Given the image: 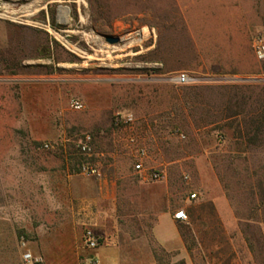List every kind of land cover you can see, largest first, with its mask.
<instances>
[{
    "label": "rangeland",
    "instance_id": "1",
    "mask_svg": "<svg viewBox=\"0 0 264 264\" xmlns=\"http://www.w3.org/2000/svg\"><path fill=\"white\" fill-rule=\"evenodd\" d=\"M191 1L0 0V264H84L89 226L100 247L145 234L160 264H179L185 258L155 240V216L142 217L168 205L188 214L176 225L195 264H264V11H240L245 28L226 34L217 0L209 11L200 9L206 0ZM179 72L193 81H172ZM73 98L84 107L72 108ZM117 112L133 113L134 127L115 125ZM253 119L250 141L240 130ZM86 133L102 178L80 170ZM131 133L165 179L136 172ZM114 162L121 171L109 169ZM124 175L136 185L119 183ZM110 176L112 217L99 196ZM83 197L99 198L98 219H74Z\"/></svg>",
    "mask_w": 264,
    "mask_h": 264
},
{
    "label": "crops",
    "instance_id": "2",
    "mask_svg": "<svg viewBox=\"0 0 264 264\" xmlns=\"http://www.w3.org/2000/svg\"><path fill=\"white\" fill-rule=\"evenodd\" d=\"M207 1L208 0H206L205 4L202 2L200 7L201 10H212V4L210 5ZM187 2L192 5L191 0H187ZM214 7L216 8V11H221V13L217 15V18H220L222 20L223 28L225 29V32L227 34L230 30L232 31L233 28H245L243 24H240V19L242 18L240 11L255 12L257 9L264 11V0H217ZM186 9L194 8L190 6L189 8L185 7V10ZM247 21L248 35L250 28L254 26V24H250L249 19H247ZM230 35L231 36H229L228 39L230 42H244V39L240 36L235 37L232 34ZM206 162V165H211L210 161L206 160ZM197 164L199 165V168H201V166L203 165V161L197 158ZM109 169L111 171H121L119 164L115 162L109 166ZM63 171L65 172L66 170L63 169ZM75 177L76 176L72 174L69 169H67V176L65 177V180H68L69 183H71L73 182V180H75ZM134 179L135 178L131 175H124L122 176L121 181L119 180V183L124 184L131 181L136 185V181H134ZM117 182V179H113L112 176H110V178L106 177L99 182V196L110 201L111 209L107 211V215H110L111 217L113 216V210L116 207V190L118 187ZM215 201L217 202V199ZM98 203V197L93 199H88L85 197L76 198V212H73L74 219L76 214L78 215V223H81L83 219H90L91 221L98 219ZM74 208L75 206H73V209ZM153 215L155 216L156 222L152 228V233L161 249L168 253H176L178 255H181L185 258V264H195L191 259V256L187 254L186 244L176 225V221L179 220L175 219L174 214L171 213L169 205L157 211H154L152 209L146 210L143 212L142 217L147 216L151 218ZM141 236L142 242L140 243H124L121 241L107 242L103 247H100L98 249L100 264H160L155 254L153 244L149 242L145 234ZM109 239V237H106V241H109ZM78 249L80 252V248ZM83 255H85V253Z\"/></svg>",
    "mask_w": 264,
    "mask_h": 264
},
{
    "label": "built area",
    "instance_id": "3",
    "mask_svg": "<svg viewBox=\"0 0 264 264\" xmlns=\"http://www.w3.org/2000/svg\"><path fill=\"white\" fill-rule=\"evenodd\" d=\"M261 52V51H259ZM171 81V77L169 78ZM172 81L179 84H188L193 81L191 76L187 72H179ZM71 107L80 110L84 107L83 102L78 98H73L71 100ZM137 118L133 113L123 114L117 112L114 116V123L117 126L126 125L131 128L134 127ZM184 137V135H183ZM94 135L91 133H86L77 143V153L81 156H84V161L80 164V170L83 174H88L97 178H102L103 172L99 165L95 162L93 158V145H94ZM126 144L129 148L132 149L134 153V168L137 173H139L144 179H150L155 181H161L166 177V171L164 169H156L147 166L146 161L149 158V148L148 146L141 141L140 137L136 134H129L126 138ZM44 148H53L54 145L51 143H44ZM76 153V154H77ZM69 155H73L72 152H69ZM188 178V176H185ZM196 192L190 194V198L197 197ZM175 219L185 222L188 220V214L184 209H178L174 213ZM101 235L93 227H87L84 235L83 241L85 247L88 249V254L85 256L84 264H100V257L98 254V249L101 246ZM27 257L31 258L32 255L28 254ZM35 262L37 264H42V260L36 258Z\"/></svg>",
    "mask_w": 264,
    "mask_h": 264
},
{
    "label": "trees",
    "instance_id": "4",
    "mask_svg": "<svg viewBox=\"0 0 264 264\" xmlns=\"http://www.w3.org/2000/svg\"><path fill=\"white\" fill-rule=\"evenodd\" d=\"M239 86V84H233V83H229V84H226V87H232V88H237ZM167 117L170 119L171 118V112H168V115H167ZM224 118L225 119H231V118H234V116H231V115H228V116H224ZM153 121H155V119H153ZM214 122H216V121H214ZM214 122H212V123H214ZM257 122V120H251V122L249 121L248 123H249V125L248 126H246V128H247V130H244L245 131V133L244 132H242L241 130H240V135H241V137H245L246 136V138L248 139V140H252V134H250V133H252V131L253 130H255V128L253 127L254 126V124ZM154 123V122H153ZM251 126V127H250ZM258 129V128H257ZM256 129V130H257ZM92 159H94V158H92ZM192 212V211H191ZM179 222H182V221H179ZM155 254H156V256L158 257V255H157V253H156V251H155ZM179 264H185V260H182V261H180L179 262Z\"/></svg>",
    "mask_w": 264,
    "mask_h": 264
},
{
    "label": "water",
    "instance_id": "5",
    "mask_svg": "<svg viewBox=\"0 0 264 264\" xmlns=\"http://www.w3.org/2000/svg\"><path fill=\"white\" fill-rule=\"evenodd\" d=\"M106 40L110 43H118L120 42L121 38L119 36H111V35H108L106 36Z\"/></svg>",
    "mask_w": 264,
    "mask_h": 264
},
{
    "label": "bare ground",
    "instance_id": "6",
    "mask_svg": "<svg viewBox=\"0 0 264 264\" xmlns=\"http://www.w3.org/2000/svg\"><path fill=\"white\" fill-rule=\"evenodd\" d=\"M65 18H66V17H65ZM65 18L63 17V14H61V19H65ZM68 20H69V19H68ZM144 34H145V33H144ZM144 34H143V35H144ZM69 44H70V43H69Z\"/></svg>",
    "mask_w": 264,
    "mask_h": 264
},
{
    "label": "flooded vegetation",
    "instance_id": "7",
    "mask_svg": "<svg viewBox=\"0 0 264 264\" xmlns=\"http://www.w3.org/2000/svg\"><path fill=\"white\" fill-rule=\"evenodd\" d=\"M70 11H71V8H68ZM76 9H78L77 7H76Z\"/></svg>",
    "mask_w": 264,
    "mask_h": 264
}]
</instances>
